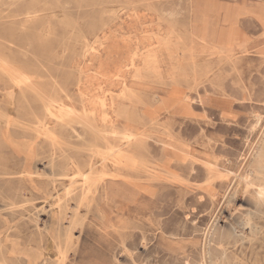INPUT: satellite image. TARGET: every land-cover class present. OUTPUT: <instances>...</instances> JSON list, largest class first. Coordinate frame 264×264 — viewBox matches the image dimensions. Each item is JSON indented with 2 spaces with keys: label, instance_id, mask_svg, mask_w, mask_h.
Listing matches in <instances>:
<instances>
[{
  "label": "rangeland",
  "instance_id": "rangeland-1",
  "mask_svg": "<svg viewBox=\"0 0 264 264\" xmlns=\"http://www.w3.org/2000/svg\"><path fill=\"white\" fill-rule=\"evenodd\" d=\"M0 12L9 15V21L32 18L24 26L10 28L5 37L10 41L0 37V51L32 69L42 67L44 75L34 74L35 80L52 88L54 81L65 79H105L115 82L112 87L116 93H121V81L126 80L142 92V101L155 106L158 102L149 101L148 96H167L170 86L164 82L176 79L197 101L192 110L212 118L213 124L203 126L208 137L190 145L188 156L196 167L202 170V161L209 159L233 176L255 166L264 141V0H0ZM228 33L233 34L229 43ZM5 42L12 51L5 49ZM208 42L228 47L210 48ZM177 96L182 97L183 92ZM31 103L41 106L28 94L27 99H19V108H28ZM137 105L126 99L124 107L137 115ZM120 120L122 131L136 125L126 126V116ZM187 125L195 126L196 134L200 132L196 122ZM181 150L187 155L185 146ZM168 157L173 161L179 155ZM200 175L192 184L203 185L202 171ZM150 189V193L139 194L122 186L105 206L109 218L101 242L92 231L87 252L93 253L99 245L107 258L116 254L123 260L125 250L130 249L141 264H202L200 251L208 248L216 230L221 231L222 213L233 218L239 201L213 208L209 214L217 215L215 224L214 217L207 214L210 203L197 204L199 195L157 180ZM128 192L131 201L125 197ZM219 195L222 202L224 193ZM48 210L45 207L40 222ZM258 224L257 236L249 234L229 247L232 264H264V220ZM210 225L206 237L203 234ZM7 242L13 248L17 245L20 255L28 253L35 261L41 259L34 245L28 246L22 239ZM211 255L220 257L219 261L222 258L218 248L212 249ZM50 256L54 260L51 264H58L59 259Z\"/></svg>",
  "mask_w": 264,
  "mask_h": 264
},
{
  "label": "bare ground",
  "instance_id": "bare-ground-1",
  "mask_svg": "<svg viewBox=\"0 0 264 264\" xmlns=\"http://www.w3.org/2000/svg\"><path fill=\"white\" fill-rule=\"evenodd\" d=\"M9 17L0 12V37L6 41H10L5 38L10 28L24 26L32 19L9 21ZM232 35L228 33V39ZM6 44L5 49L12 51L11 45ZM207 46L228 47L220 42H208ZM11 57L0 51V79L5 77L0 80V264H51V254L59 259L58 264H141L139 256L130 249L125 250L123 260L116 254L107 258L99 245L93 253L87 252L91 247L89 236L95 231L101 242L109 218L105 206L122 186L146 194L156 180L199 195L197 204L209 202L212 208L207 214L214 217L213 223L219 221L217 215L209 214L213 208L239 201L233 218L222 213L221 231L209 235L208 248L204 246L200 251L202 264H232L229 247L249 234L257 236L261 227L258 223L264 220V141L255 166L245 168L243 174L225 173L217 161L209 159L202 161L199 170L196 162L189 159L190 145L200 137H208L203 126L213 124L212 118L208 113L192 110L197 101L176 79L164 82L170 86L169 91L163 88L168 91L167 96H148L149 101L158 102L154 106L142 101V92L126 80L121 81V93L112 87L114 81L105 79H65L54 81L49 88L45 81L35 80L37 75H44L42 67L32 69ZM181 92L183 96H177ZM28 94L41 106L31 103L20 109L19 99H27ZM126 99L138 103L137 115L124 107ZM198 101L204 104L203 100ZM122 116H126V126L136 125L120 130ZM188 122H196L200 132L196 134L197 128ZM184 146L187 155L180 153ZM168 155L179 157L172 161ZM201 171L203 185L192 184L193 179L201 177ZM230 177L234 181L230 182ZM221 192L223 201L219 202ZM130 194L125 195L129 200ZM47 206L46 217L40 222ZM55 219L57 225L52 228ZM11 238L37 247L41 259L35 261L28 253L20 255L17 245L13 248L7 242ZM214 248L221 252L220 261V257L211 255Z\"/></svg>",
  "mask_w": 264,
  "mask_h": 264
}]
</instances>
